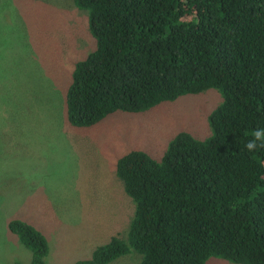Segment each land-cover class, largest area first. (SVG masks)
<instances>
[{"label":"trees","instance_id":"obj_1","mask_svg":"<svg viewBox=\"0 0 264 264\" xmlns=\"http://www.w3.org/2000/svg\"><path fill=\"white\" fill-rule=\"evenodd\" d=\"M74 3L88 12L96 45L76 63L67 90L73 127L211 89L222 96L207 139L181 131L161 160L141 150L118 159L116 176L134 204L128 236L75 264H110L132 252L140 264H264V148H244L264 128V0ZM9 229L31 264H47L42 232L21 219Z\"/></svg>","mask_w":264,"mask_h":264},{"label":"rangeland","instance_id":"obj_2","mask_svg":"<svg viewBox=\"0 0 264 264\" xmlns=\"http://www.w3.org/2000/svg\"><path fill=\"white\" fill-rule=\"evenodd\" d=\"M95 45L89 14L74 0H0V264L32 262L9 229L13 219L46 236L47 264L88 260L112 237L126 239L134 204L116 173L111 179L116 161L133 150L161 160L181 131L210 137L209 115L222 102L214 89L73 127L67 90L76 63ZM141 259L132 252L110 264Z\"/></svg>","mask_w":264,"mask_h":264},{"label":"clouds","instance_id":"obj_3","mask_svg":"<svg viewBox=\"0 0 264 264\" xmlns=\"http://www.w3.org/2000/svg\"><path fill=\"white\" fill-rule=\"evenodd\" d=\"M245 150L254 153L260 148H264V128H256L251 133V138L244 144Z\"/></svg>","mask_w":264,"mask_h":264},{"label":"crops","instance_id":"obj_4","mask_svg":"<svg viewBox=\"0 0 264 264\" xmlns=\"http://www.w3.org/2000/svg\"><path fill=\"white\" fill-rule=\"evenodd\" d=\"M73 71H74V70H73ZM72 73H73V72H72ZM116 164H117V161H116ZM116 164H115V166H116ZM103 177H106L107 179L109 178V177L106 176V172H104ZM113 178H115V171L111 174V179H113ZM107 179L104 181V184H105V185H108V183H109V181H108ZM116 233H117V232H116ZM116 233H115V235H116ZM112 234H113V233H112Z\"/></svg>","mask_w":264,"mask_h":264}]
</instances>
